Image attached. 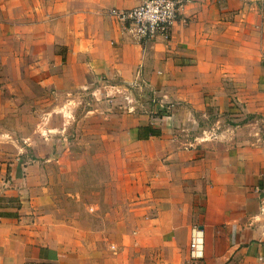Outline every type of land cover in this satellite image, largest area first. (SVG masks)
Listing matches in <instances>:
<instances>
[{
    "label": "crops",
    "instance_id": "0c3cea01",
    "mask_svg": "<svg viewBox=\"0 0 264 264\" xmlns=\"http://www.w3.org/2000/svg\"><path fill=\"white\" fill-rule=\"evenodd\" d=\"M246 1L192 0L168 43L142 47L108 12L143 0H0L1 60H22L40 93L58 97L99 79L151 93L136 101L150 114H135L119 134L128 146L118 149L120 194L99 201L108 210L55 206L46 166L13 162L22 177L13 184L39 172L38 194L20 197L3 187L0 164V201L18 203L0 205V264H176L157 253L191 235L200 264H264V15Z\"/></svg>",
    "mask_w": 264,
    "mask_h": 264
},
{
    "label": "rangeland",
    "instance_id": "374dc122",
    "mask_svg": "<svg viewBox=\"0 0 264 264\" xmlns=\"http://www.w3.org/2000/svg\"><path fill=\"white\" fill-rule=\"evenodd\" d=\"M246 3L256 6L255 15H264V0H247ZM5 48L6 43L2 44L1 50ZM1 59L0 56V68L4 69L0 76V150H21V154L14 157L0 156V164L6 168L1 174L3 187L13 189L20 197L23 189L27 190L28 197L37 195L38 170H32V182L23 186L21 182L12 183L22 177L21 170L13 173L10 165L27 162L36 169L38 165H45L47 194L60 204L55 206L76 213L108 210L99 201L104 193L110 199L120 194L116 186L122 181L118 149L128 146L119 134L132 130L135 114H150L148 105L144 107L136 103L151 93L118 91L99 79L101 85L86 90L63 93L58 97L54 93L44 95L29 81L32 76H23L30 68H25L22 60L16 61L13 67L8 60ZM148 98L144 101L147 102ZM43 99H49L46 101L49 106H43ZM0 205L15 210L18 207L16 200L7 202V198L2 199ZM96 206H100V210ZM109 206L114 210L120 205L112 203ZM191 236L174 243L170 252L157 254L164 257L166 263L168 254L170 263L188 264Z\"/></svg>",
    "mask_w": 264,
    "mask_h": 264
},
{
    "label": "built area",
    "instance_id": "2783aa9c",
    "mask_svg": "<svg viewBox=\"0 0 264 264\" xmlns=\"http://www.w3.org/2000/svg\"><path fill=\"white\" fill-rule=\"evenodd\" d=\"M192 0H143L142 4L132 9H112L109 17L119 24L134 42L140 46L160 41L168 43L172 28L180 21V12ZM199 237H192L189 242V264L202 260Z\"/></svg>",
    "mask_w": 264,
    "mask_h": 264
},
{
    "label": "trees",
    "instance_id": "16d2710c",
    "mask_svg": "<svg viewBox=\"0 0 264 264\" xmlns=\"http://www.w3.org/2000/svg\"><path fill=\"white\" fill-rule=\"evenodd\" d=\"M140 130H142V131H144L145 133H147V135L155 136V132H154L151 128H149V127H145V128H143V129H140ZM140 130H139V131H140Z\"/></svg>",
    "mask_w": 264,
    "mask_h": 264
}]
</instances>
